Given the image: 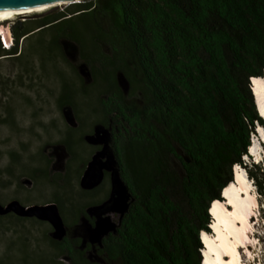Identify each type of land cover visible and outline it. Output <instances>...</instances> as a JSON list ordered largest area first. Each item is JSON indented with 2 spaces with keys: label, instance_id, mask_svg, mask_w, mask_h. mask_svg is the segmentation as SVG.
<instances>
[{
  "label": "trees",
  "instance_id": "obj_1",
  "mask_svg": "<svg viewBox=\"0 0 264 264\" xmlns=\"http://www.w3.org/2000/svg\"><path fill=\"white\" fill-rule=\"evenodd\" d=\"M47 31L63 54L75 56L81 48L101 62L111 83L123 76L145 121H162L184 151L181 183L190 213L174 206L173 225L159 215L155 194L150 215H131L124 224L123 264H204L201 233H213V207L235 182L236 165L264 197V162L249 168L244 160L258 125L264 128L251 87L252 78L264 79V0L85 1L38 21H18L11 27L14 47L0 48V58H19L28 40ZM67 31L77 43L58 42ZM93 38L113 55L100 53ZM123 148L137 161L156 154L135 134Z\"/></svg>",
  "mask_w": 264,
  "mask_h": 264
},
{
  "label": "flooded vegetation",
  "instance_id": "obj_2",
  "mask_svg": "<svg viewBox=\"0 0 264 264\" xmlns=\"http://www.w3.org/2000/svg\"><path fill=\"white\" fill-rule=\"evenodd\" d=\"M92 41L99 46L100 53L106 55V48L109 47L95 38ZM81 67H86L92 74L91 68L81 64L77 67L79 76ZM80 78L84 91L89 85ZM94 82L93 77L92 84ZM113 87L108 95L98 98L96 102L85 99L81 103L74 99V93L69 94L67 102L60 109L61 127L50 125L48 136L41 141L38 150L21 172L18 187L22 191L30 195L36 190L51 187L54 190L52 199L27 204L23 199L13 198L2 203L6 205L18 200L28 207L47 204L58 206L66 230L63 240L53 238L54 228L49 222L21 218L13 213L0 217L1 220L12 217L17 221L33 220L47 224L48 241L56 249L54 257L61 264H123V231L127 218L131 215H150L147 208L153 207L155 194L159 195L161 203L160 216L169 221L171 208L174 207L172 205L170 208L171 202L161 184L137 178L140 163L155 156H145L137 161L129 151L124 150L123 143L135 134L140 142L153 148L155 155L165 150L168 156L176 158L182 173L185 155L180 142L177 143L167 133L162 121L154 117L145 121L148 117L138 107L141 101L132 95V87L125 78L122 81L120 76H116ZM69 111L73 112L77 127L67 122L66 113ZM94 111L99 112L100 116L94 115ZM97 131L107 132V137L97 136ZM88 136H94L93 142L87 140ZM170 139L174 144H171ZM103 151L95 168L96 176L102 171V181L92 189L82 188L81 181L86 170L95 156ZM109 158L113 162L112 166L108 163ZM8 173L12 175V171ZM13 184L9 181L8 186ZM123 190L129 205L125 214L119 202ZM106 218L110 219L115 230L101 236L102 232L95 233V228Z\"/></svg>",
  "mask_w": 264,
  "mask_h": 264
},
{
  "label": "rangeland",
  "instance_id": "obj_3",
  "mask_svg": "<svg viewBox=\"0 0 264 264\" xmlns=\"http://www.w3.org/2000/svg\"><path fill=\"white\" fill-rule=\"evenodd\" d=\"M68 7V5H60L43 12L36 11L26 14L30 17L17 16L12 21L7 20L0 23V30L10 29L11 32V27L18 21H38L46 15L67 11ZM109 18L111 21L117 20V14L113 8L109 13ZM95 21L105 27V19L97 16ZM52 33L47 31L28 40L26 49L24 46V52L19 58H14L19 54L0 58L1 203H7L13 198L23 199L27 204L52 199L51 194L54 190L51 187L36 190L30 195L22 191L18 187L21 172L27 167L30 157L38 150L41 141L48 136L50 125L57 124L61 127L60 109L61 105L67 102L69 94L74 93V99L81 103L85 99L96 102L98 98L108 95L114 88L113 84L108 81L109 70L101 62L91 61L88 56L83 54L81 48L75 56L69 57L65 53L63 54L57 44H52ZM91 37V34L86 35L89 44H91ZM60 40L77 43L71 31L62 35L58 40L59 43ZM19 52H21V48ZM106 55L108 57L113 55L109 48H106ZM81 64H86L91 68L95 80L92 85L84 88L85 92L81 89L82 79L77 69ZM120 79L124 81L123 76ZM93 114L100 116L99 112L94 111ZM5 119L10 120L6 122ZM257 135L262 139L258 133ZM170 142L174 144L171 139ZM262 143V156L259 158L244 157L249 168L253 163L260 162L262 164L264 162L263 139ZM224 157L230 160V157L225 155ZM14 159L18 162L15 163ZM10 167L12 175L8 173ZM237 167L242 168L239 165ZM138 169L137 178L143 181H154L165 188L171 202L170 208L172 205L179 207L183 216L190 213L176 158L168 156L167 151L160 150L153 159L140 163ZM9 181L14 184L8 186ZM250 181L253 184L252 192L258 200V208L255 212L257 219H255L252 228V237L259 249L253 258H249L245 254L246 250L241 249L243 264H264V197L259 196L252 179ZM170 219V222L172 221L175 225L177 218L172 213V208ZM48 232L47 224L37 223L33 220L17 221L12 217L0 220V259L2 258L3 264H61L54 257L56 249L48 241ZM205 237L206 235L204 240Z\"/></svg>",
  "mask_w": 264,
  "mask_h": 264
},
{
  "label": "bare ground",
  "instance_id": "obj_4",
  "mask_svg": "<svg viewBox=\"0 0 264 264\" xmlns=\"http://www.w3.org/2000/svg\"><path fill=\"white\" fill-rule=\"evenodd\" d=\"M58 6L60 5L16 15L0 13V23L7 20L12 21L19 15L36 11L43 12ZM251 87L258 104L259 114L264 119V79L254 81L252 78ZM258 131L264 140V128L259 126ZM256 136L250 146V152L251 155L259 158L262 156L263 143L262 139L258 135ZM252 191L253 185L247 176V171L243 167H237L235 182L224 192L223 200L217 202L213 207L211 225L213 233H203L206 235L203 249L204 264H243L241 249L246 250L245 254L249 258H253L258 251L259 246L252 237V228L255 219H257L255 212L258 208V200ZM203 234L202 236H204Z\"/></svg>",
  "mask_w": 264,
  "mask_h": 264
},
{
  "label": "water",
  "instance_id": "obj_5",
  "mask_svg": "<svg viewBox=\"0 0 264 264\" xmlns=\"http://www.w3.org/2000/svg\"><path fill=\"white\" fill-rule=\"evenodd\" d=\"M89 0H0V13H7L11 15L26 13L35 11L38 9H44L47 7L55 6V5H73L82 3ZM36 15V14H34ZM20 17H30L29 15H19ZM69 57L71 54L66 53ZM80 76L84 79L86 85H90L93 82L92 74L87 70L86 67L80 68ZM66 120L72 127H77V120L74 117L73 112L69 111L66 113ZM102 135L104 138L107 137V132L97 131V136ZM87 140L93 142L94 136H88ZM105 151V150H104ZM101 152L97 156H95L94 161L90 163L88 169L86 170L82 181L81 186L84 189H92L96 187L103 178L102 171H100L99 175H95L96 171V163L98 158L102 156L104 153ZM108 163L112 166L113 162L109 158ZM126 193L123 190L121 196L119 198V202L121 203L123 214L128 212V198L125 196ZM111 201H109L110 203ZM15 214L21 218H37L41 221L49 222L53 228V238L56 240H63L66 236L65 225L63 219L61 217L59 208L56 204H47V205H33V206H24L18 200H13L8 204H2L0 202V216H6L8 214ZM115 230L113 228V224L111 223L109 218L101 220L97 227L95 228V233L107 234L109 231ZM104 231V232H103ZM100 236V238H101ZM65 262H68L67 259H63ZM69 264V263H68Z\"/></svg>",
  "mask_w": 264,
  "mask_h": 264
},
{
  "label": "built area",
  "instance_id": "obj_6",
  "mask_svg": "<svg viewBox=\"0 0 264 264\" xmlns=\"http://www.w3.org/2000/svg\"><path fill=\"white\" fill-rule=\"evenodd\" d=\"M14 47V39L12 38L10 30L4 31L3 29L0 30V48L2 50L10 51ZM256 135H253L252 141H254V138ZM248 157V156H245Z\"/></svg>",
  "mask_w": 264,
  "mask_h": 264
},
{
  "label": "clouds",
  "instance_id": "obj_7",
  "mask_svg": "<svg viewBox=\"0 0 264 264\" xmlns=\"http://www.w3.org/2000/svg\"><path fill=\"white\" fill-rule=\"evenodd\" d=\"M259 126H260V125H258V127H257V133H258V128H259ZM262 128H263V127H262ZM248 156H251V155H250V151H249V155H248ZM251 157H252V156H251ZM252 158H253V157H252ZM238 165H239V164H238ZM240 166H241V165H240ZM247 175H248V173H247ZM248 177H249V176H248ZM211 218H212V216H211ZM203 232H205V231H203ZM203 232H202V233H203ZM202 233H201V241H202ZM202 244H203V243H202ZM203 247H204V245H203ZM203 249H204V248H203Z\"/></svg>",
  "mask_w": 264,
  "mask_h": 264
}]
</instances>
